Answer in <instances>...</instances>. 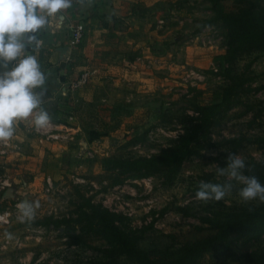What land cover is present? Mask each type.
I'll return each instance as SVG.
<instances>
[{
	"label": "rangeland",
	"instance_id": "1",
	"mask_svg": "<svg viewBox=\"0 0 264 264\" xmlns=\"http://www.w3.org/2000/svg\"><path fill=\"white\" fill-rule=\"evenodd\" d=\"M219 2L225 11L237 7L234 0ZM142 3L151 9L139 18L132 15L113 18L112 31L106 28L108 21L104 16L100 20L111 39L120 32L127 34L123 36L127 43L117 42L114 53L122 54L130 62L129 69L139 73L138 77L134 75V80L118 86L108 74L104 82L108 79L107 84L113 85L107 94L114 96L107 101L95 99L94 110L91 106L81 110V123L86 120L90 123H75L73 118L70 126L77 133L73 141L39 144L32 128L21 123L16 130L18 139L12 140L16 147L0 156V217H3L0 264H95L102 257L105 244L88 229L82 232L81 223L76 222L79 217L76 210L85 198L125 216L124 225L140 236L139 245L155 257L213 232L205 219L217 211L257 202V199L243 202L239 196L243 185L229 181L227 176H218L216 169L226 167L225 157L232 153L229 144L221 143L222 137L241 138L233 154L245 164L250 160L264 162V143L253 141L264 129V52L260 51L242 55L235 61L234 72L251 78L240 94L241 103L219 117L199 142L198 154L182 161L172 181L157 173L124 178L121 183L110 185L113 174L103 171L95 162L110 156H149L158 152L180 132L177 116L181 112L191 113L189 108L195 103L218 100L226 83L218 69L219 55L225 49L224 29L218 21L211 20L209 0H143ZM74 55L75 48L67 61L66 57L61 61L66 63ZM84 72L87 83L91 75L88 70L77 72L73 80ZM119 87L122 93L118 94ZM60 97V91L55 90V105ZM157 108L163 114L162 119L156 116ZM70 109L59 112L57 107L54 112L49 110V114L51 119L56 117L63 123ZM89 130L99 131L101 135L88 140ZM141 133L137 142L127 143ZM81 140L87 141L84 144ZM14 151L17 153L13 154ZM204 178L221 185L230 182L232 190L219 201L197 199V185ZM23 199L40 202L36 218L30 224L16 220V204ZM178 207H186V213ZM5 231L13 234L11 241L5 239ZM67 232L80 234L79 241L72 242ZM245 250L263 252L264 235L248 246L237 241L229 264H244L238 257ZM210 261L219 262V259H209L206 255L200 264Z\"/></svg>",
	"mask_w": 264,
	"mask_h": 264
},
{
	"label": "trees",
	"instance_id": "2",
	"mask_svg": "<svg viewBox=\"0 0 264 264\" xmlns=\"http://www.w3.org/2000/svg\"><path fill=\"white\" fill-rule=\"evenodd\" d=\"M234 1L237 3L236 9L225 11L219 0H209L213 11L211 20L218 21L224 29L225 49L219 55L218 69L226 83L221 88L220 98L210 103L193 104L189 108L191 113L181 112L177 116L180 132L154 154L95 159L103 171L113 174L110 185L119 184L124 178H143L157 173L162 174L168 182L172 181L182 161L198 154L199 142L217 124L219 117L241 103L240 94L248 87L245 83L251 78L237 74L233 66L242 55L264 52V0ZM155 112L158 119H162L160 108ZM98 135H101L99 131L91 133V137ZM142 135L135 136L127 143L137 142ZM253 141L264 143V129ZM221 143L229 144L233 153L240 146L241 138L222 137ZM242 171L245 175L257 177L264 185V162L250 160ZM203 181L207 182L206 178ZM83 202L76 210L79 216L76 222L81 223L82 232L88 229L105 244L102 257L95 264H200L206 255H209V259H219V262L210 261L208 264H229V259L233 257V245L237 241L248 246L264 235V203L257 199L254 204L217 211L211 218L205 219L213 232L185 241L169 254L155 257L139 245L140 236L124 225L125 216L109 211L100 203H91L89 198L83 199ZM177 209L184 214L187 211L186 207ZM66 234L73 238L74 243L80 239V234ZM238 259L244 264H264V251L245 250Z\"/></svg>",
	"mask_w": 264,
	"mask_h": 264
},
{
	"label": "clouds",
	"instance_id": "3",
	"mask_svg": "<svg viewBox=\"0 0 264 264\" xmlns=\"http://www.w3.org/2000/svg\"><path fill=\"white\" fill-rule=\"evenodd\" d=\"M85 0H0V144L7 146L15 137L17 126L39 130L49 128L51 116L45 108L48 77L37 55L42 47L38 34L55 18L60 20L66 10ZM91 4V0H87ZM31 50V51H30ZM215 155V153H213ZM226 167L216 169L218 176H227L243 185L239 196L243 202L259 199L264 203V185L255 176L243 173L245 161L228 153ZM232 183L223 185L201 181L197 199H223L232 190ZM40 208L39 200L23 199L16 204V220L30 224ZM3 217H0L2 220ZM5 239L13 234L5 231Z\"/></svg>",
	"mask_w": 264,
	"mask_h": 264
},
{
	"label": "crops",
	"instance_id": "4",
	"mask_svg": "<svg viewBox=\"0 0 264 264\" xmlns=\"http://www.w3.org/2000/svg\"><path fill=\"white\" fill-rule=\"evenodd\" d=\"M142 1L143 0H91V4H89L87 0H85L83 5L75 4L73 8L66 10L60 20L54 18L51 25L48 28L42 29L38 34L42 41V47L34 54L37 55L41 68L48 77V94L44 106L48 112L49 110L54 112L57 107L61 110L59 112H63L66 108L71 107L72 110H69L70 114L64 118L66 122H63L70 130H72L70 125H73V118L75 123L77 122L83 125L90 123L88 120H86L85 123H81L80 121L82 119L80 112L84 107L89 108L91 106L92 110H94L96 106L95 99L100 98V100H105L110 98L111 95L114 96V94H107V92L110 93L112 89H110V85H113V83L110 85L107 84L110 80L116 85L118 83H128L129 80H134V75L138 77L139 73L137 71L136 74H134V72L129 69L130 62L125 61L122 54L116 55L114 53V47L117 46V42H119V44L127 43L126 39L123 38V36L127 34L120 32V35H116L114 39H111L109 34L106 36V32H108V29L112 31V26H114L112 22L113 18L115 19L116 17L125 15H132L139 18V16L143 15L147 10H150L151 7L146 9ZM103 16L106 21H108L106 22V28L108 29L102 28L100 20ZM126 20H128V18H126ZM68 23H81L84 28V35L82 42H80L79 45L77 44L78 47H75L74 58L64 63L59 61L57 48L64 46V26ZM100 51L104 52L101 53ZM82 70L90 71L89 73L91 75L89 76L88 82L83 86L71 89L69 83L73 80L74 74ZM108 74L111 75L108 77L110 80L107 79V82H104V78H107ZM111 77H114V79ZM107 87L109 91H107ZM125 87H127V84ZM55 90H59L61 95L60 98H57L58 105H55L56 102H54L53 99ZM117 91L118 94L122 93V88ZM118 94L116 93V95ZM76 108L77 112L74 111L73 113V110ZM53 118L59 119L56 117ZM53 118L51 119L52 121H54ZM101 124L104 125V122H101ZM77 129H79V127H77ZM90 131L91 130L87 132L88 140L91 138L92 131ZM72 133L73 136L77 137V133L73 130ZM15 137L18 139L17 135H15ZM81 141L85 144L87 140ZM15 153H17V151L13 152V154ZM12 155L6 158V160L10 159ZM1 158L2 157H0V159Z\"/></svg>",
	"mask_w": 264,
	"mask_h": 264
},
{
	"label": "built area",
	"instance_id": "5",
	"mask_svg": "<svg viewBox=\"0 0 264 264\" xmlns=\"http://www.w3.org/2000/svg\"><path fill=\"white\" fill-rule=\"evenodd\" d=\"M84 34V28L81 23H68L65 25L64 29V46L67 47L66 51V60L69 59V55L71 53V50L77 46V44L80 42ZM87 80V73H81L77 79L72 80L69 83V86L72 88H76L84 84ZM33 134L36 136V141L39 144L50 143V142H71L73 141V133L70 132V128L66 127L63 123L60 122H54L51 120L49 128L45 130H39L32 128ZM16 147V144H14L12 141L7 145L4 146L0 144V156L7 155L10 150H13V148ZM89 154V152H87ZM90 155V154H89Z\"/></svg>",
	"mask_w": 264,
	"mask_h": 264
},
{
	"label": "water",
	"instance_id": "6",
	"mask_svg": "<svg viewBox=\"0 0 264 264\" xmlns=\"http://www.w3.org/2000/svg\"><path fill=\"white\" fill-rule=\"evenodd\" d=\"M58 51V55H59V60H63L64 57L66 56V51H67V47L66 46H60L57 48Z\"/></svg>",
	"mask_w": 264,
	"mask_h": 264
}]
</instances>
